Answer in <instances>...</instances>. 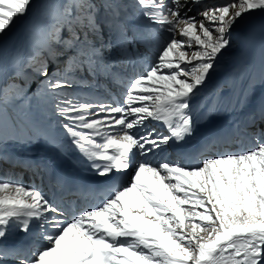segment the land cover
I'll list each match as a JSON object with an SVG mask.
<instances>
[{"label":"snow or ice","instance_id":"1","mask_svg":"<svg viewBox=\"0 0 264 264\" xmlns=\"http://www.w3.org/2000/svg\"><path fill=\"white\" fill-rule=\"evenodd\" d=\"M257 12L264 0H0V160L41 178L55 172V161H20L7 147L44 139L61 150L46 119L58 113L93 179L60 174L57 183L107 192L96 207L66 218L38 187L0 178V264H264V103L249 115L260 125L253 148L203 157L194 167L179 162L195 133L197 89L232 47L235 29ZM18 17L26 18L22 36L9 43ZM140 18L145 31L134 23ZM178 28L186 40L175 38ZM153 31L172 34L155 61L130 76L117 70L142 59L138 42L150 47L144 36ZM101 77L119 78L123 96L110 103L76 96L81 86L99 88ZM257 84L264 86V71L248 78L245 99ZM222 140H206L200 152ZM33 227L47 242L35 251L4 243Z\"/></svg>","mask_w":264,"mask_h":264},{"label":"bare ground","instance_id":"2","mask_svg":"<svg viewBox=\"0 0 264 264\" xmlns=\"http://www.w3.org/2000/svg\"><path fill=\"white\" fill-rule=\"evenodd\" d=\"M167 1V0H166ZM228 0H226L227 2ZM221 3L223 0L220 1ZM204 3V2H203ZM204 4L213 5V1L206 2ZM199 7V6H197ZM189 15H195L194 11L189 13ZM200 19V17L198 18ZM134 23L137 24V27L141 30H146L148 27L147 21L144 18H140L139 20L135 21ZM153 29H156L155 25L151 26ZM179 27H183L180 25ZM14 30V29H13ZM238 35V43H236L237 47L234 48L233 51L226 50L224 54L218 57L216 63L219 65L227 66L229 63V59L226 57L233 56L239 61L240 64H244L245 66L247 63H250L252 68L254 69L251 76L255 75L259 78L262 71H264V13L257 12L256 14L249 15L245 21H242L239 26L235 29L234 33ZM147 35V32H145ZM172 35V34H171ZM170 36V35H169ZM12 36L8 33L6 37H4L5 41H9ZM175 38L177 40H186L187 38L181 37L179 34V28L175 32ZM144 39L148 42L150 47L145 48L143 43L138 42L140 53L142 54V59L138 60L134 65V71L136 73H140L145 68L148 67L149 64L153 63L156 58V49L159 47L155 45L153 41V33L151 35L148 34L147 38ZM195 48L193 44L192 49ZM225 53H229L225 55ZM190 58V56H189ZM132 65V64H130ZM117 66V65H116ZM129 67V63L125 61L120 67L117 66L116 69L119 71L126 70ZM183 67V65H182ZM190 67V66H189ZM217 68V67H216ZM123 72V71H122ZM130 76V75H129ZM234 77L233 70L226 73H217L216 71L210 72L209 77L205 81L203 85H201L197 89V94H201L206 89H211L214 91H220L223 88L228 89L231 87L232 83L231 80ZM100 81H103V77L100 78ZM127 80H125V84ZM103 85L107 88H113L112 91L106 93L105 98L103 99L104 102H112L116 100V98L122 97L124 91L126 90L122 85L116 86L114 83L103 81ZM248 87V84L246 88ZM89 88H82L80 92L85 94L89 91L88 97L92 95V90L94 89L91 87ZM83 91V92H82ZM245 100V104L243 101ZM192 103V101H191ZM264 103V86L257 84L254 92L247 96V99L244 97L239 101H229L226 105H215L214 111L211 115H206L208 109L212 106H205L202 105V102L198 101L193 103V113L194 117L196 118L195 133L191 137L196 136L197 142H202L206 139H211L213 136L222 133L224 130H229L235 132L236 136L239 138H243V134L245 132H249L251 136H247L245 139H242L238 142L233 148H229L227 150L223 148H218L213 153H209L208 156L215 157L218 153H223L225 151H235L237 149L248 150L253 148L256 144L254 139V133L256 132L255 127L249 121V115L256 111V109ZM251 105V106H250ZM250 106V107H249ZM47 121L49 122L48 132L50 135L54 136L55 139L62 145L61 150H57V147H54L52 144L46 143L44 139H41L37 143L27 144V143H15L13 141L8 142L7 151L17 160L25 161L27 158H34L38 163L55 161L56 162V171L49 173L52 176L65 174L62 172L63 167L77 170V175L75 178L76 181H80L83 179L84 176L93 179V175L91 169L88 168V162L84 157L83 153L73 144L70 143V138L65 136L64 131L58 126L57 121L59 116L57 113L50 112L49 115L46 117ZM153 121L148 120L146 124H151ZM156 122V121H154ZM152 123L151 125H153ZM245 128L243 134L242 131ZM118 129L114 130L117 131ZM133 131H137V129H133ZM99 140L100 138L97 137ZM207 157V156H206ZM151 162L158 163L160 160L159 156H151L148 157ZM4 161V160H2ZM6 162V161H4ZM195 160H189L186 162L185 166H196ZM8 164H11L8 162ZM12 165V164H11ZM10 165L9 170L3 171L0 170V178H5L12 180L14 182H19L23 185L29 187H38L41 191L42 188L44 189L42 192L54 203L58 204L61 208L65 209L67 213L66 218H71L72 216L76 215L77 213L85 210L84 207L81 210H77L75 207L79 205L81 200H76L74 203L72 199L66 198L64 200L58 199L59 192L61 191L58 187L54 186L53 184L45 183L43 186H39L41 184V178L39 175L35 174L36 170L32 171V174L27 177V180L22 181V172L13 171L15 168L19 169L20 166L12 167ZM24 176V175H23ZM25 178V176H24ZM26 179V178H25ZM107 196V194H106ZM105 196V197H106ZM102 198L100 203L105 199ZM99 203V204H100ZM95 206V202L91 203ZM98 204V205H99ZM33 231L38 230L33 227ZM52 231L51 228L48 229ZM28 233L19 232L18 236L8 238L4 243L10 247L11 245H18L20 240L29 241L31 238L26 239ZM47 242L42 239H38L33 245L29 246L28 249L31 251H35L39 246L46 244ZM7 264H13L11 260L7 261Z\"/></svg>","mask_w":264,"mask_h":264},{"label":"rangeland","instance_id":"3","mask_svg":"<svg viewBox=\"0 0 264 264\" xmlns=\"http://www.w3.org/2000/svg\"><path fill=\"white\" fill-rule=\"evenodd\" d=\"M209 1H213V5H219V4H224V3H226V0H223V2L221 3L220 1L221 0H203V2L204 3H206V2H209ZM167 2V1H166ZM228 2V1H227ZM194 13H195V10H194ZM256 14V13H255ZM247 17L248 16H246L244 19H243V21H245L246 19H247ZM197 18H199V17H197ZM200 19H203V17H200ZM25 20H26V18L25 17H18L15 21H14V24H13V26H12V28H11V30L8 32L12 37L9 39V43H12L13 41H16L17 40V38L18 37H21L22 36V26L24 25V23H25ZM156 28H158V26H156ZM14 29V30H13ZM155 32V35L157 36V38L162 42V43H165L167 40H168V38H169V35H171L170 33H167V32H163V31H159V32H157V31H154ZM234 33V32H233ZM232 33V41H233V43H232V47L230 48V49H228L229 51H232L235 47H237V45H236V43H238V35H236V34H233ZM153 37H155V36H153ZM157 46H161V45H157ZM228 54V53H227ZM235 61V59H232V61H231V64H232V62H234ZM232 66V65H231ZM238 66V63L236 62L235 64H234V66H233V68H235V67H237ZM217 69H218V67L216 68V70L215 71H217ZM221 72L223 71H225L224 70V68L223 69H219ZM251 70V69H250ZM217 73H219V72H217ZM236 80L241 76V72L240 71H237V74H236ZM39 78V80H42L43 78L42 77H38ZM103 81H106L105 80V78H103ZM103 81H100L99 83H100V86H99V88H96V87H93L94 89L92 90L93 92H92V95L90 96V97H88V93H89V91L88 92H86L85 94H82L80 91L81 90H79V89H82V88H89L88 90H90L91 89V87H85V86H81V87H79L77 90H76V96H78V97H82V98H84V99H87V100H91V101H94V102H98V101H103V99L105 98V95H106V93L107 92H109V91H112L113 90V88H107L106 86H104L103 85ZM114 85H116V86H120L121 84H120V80H119V78H117L116 79V81H115V83H114ZM36 83H32V87H31V90L32 91H35L36 90ZM69 91H71L70 89H69ZM83 92V91H82ZM219 95H221V94H219ZM211 101H212V99H211ZM58 114V113H57ZM65 136H67L66 134H65ZM19 235V232H14L12 235H10L9 236V238H12V237H15V236H18Z\"/></svg>","mask_w":264,"mask_h":264}]
</instances>
